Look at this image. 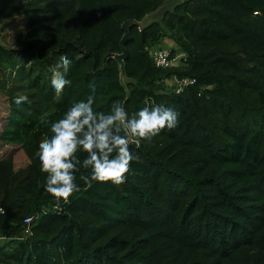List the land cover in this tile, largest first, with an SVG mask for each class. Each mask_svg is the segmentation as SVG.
I'll use <instances>...</instances> for the list:
<instances>
[{"label":"trees","instance_id":"obj_1","mask_svg":"<svg viewBox=\"0 0 264 264\" xmlns=\"http://www.w3.org/2000/svg\"><path fill=\"white\" fill-rule=\"evenodd\" d=\"M168 1L0 0V54L19 66L12 99L28 96L12 109L40 118L0 160V264H264V0H184L131 26L124 83L122 24ZM167 35L186 57L161 69L148 49ZM64 57L72 83L57 100L51 74ZM173 75L196 83L176 93L164 84ZM89 96L97 111L151 100L179 123L130 145L139 159L123 184L87 188L81 169V190L56 204L36 159L51 136L40 125Z\"/></svg>","mask_w":264,"mask_h":264},{"label":"clouds","instance_id":"obj_2","mask_svg":"<svg viewBox=\"0 0 264 264\" xmlns=\"http://www.w3.org/2000/svg\"><path fill=\"white\" fill-rule=\"evenodd\" d=\"M71 65V59L61 58L51 74L50 89L57 100L72 83L66 78ZM13 103H28V96L18 95ZM94 103L92 96L74 101L62 118L50 124L48 119L41 122V127H49L51 136L39 146L36 159L40 172L46 174L44 191L56 204H67L81 190L76 177L81 169L88 170L80 177L87 188L96 182L123 184L131 164L139 159L130 145L138 148L179 123L178 111L151 100L133 112L121 101H113L107 111L94 110ZM78 152L86 153V158L81 161Z\"/></svg>","mask_w":264,"mask_h":264},{"label":"rangeland","instance_id":"obj_3","mask_svg":"<svg viewBox=\"0 0 264 264\" xmlns=\"http://www.w3.org/2000/svg\"><path fill=\"white\" fill-rule=\"evenodd\" d=\"M173 7L174 4L170 5L169 9L172 10ZM164 11L165 9L162 10V12ZM159 44L175 48L174 50L179 49L178 46H175L170 35L165 36ZM173 44L175 45L171 46ZM18 67L17 59L10 53L0 54V160L17 154L25 139V130L31 124L40 121L39 117L31 115L29 112L26 115H17L12 109L14 106L12 95L18 84ZM20 116H24V118ZM7 241V238L0 237V245Z\"/></svg>","mask_w":264,"mask_h":264},{"label":"built area","instance_id":"obj_4","mask_svg":"<svg viewBox=\"0 0 264 264\" xmlns=\"http://www.w3.org/2000/svg\"><path fill=\"white\" fill-rule=\"evenodd\" d=\"M174 49L175 48L156 44L152 47H149L148 51L156 67L161 69H169L181 66L186 57L184 52L174 51ZM195 83V78H180L177 75H173L171 78L164 81V84H166L168 88H172L176 93L183 92L188 86L194 85ZM26 222L29 223L30 219H26ZM26 234L31 235V230L27 229ZM1 238L6 239L5 237Z\"/></svg>","mask_w":264,"mask_h":264},{"label":"water","instance_id":"obj_5","mask_svg":"<svg viewBox=\"0 0 264 264\" xmlns=\"http://www.w3.org/2000/svg\"><path fill=\"white\" fill-rule=\"evenodd\" d=\"M179 1H184V0H171V1H168L166 4H164L162 7H160L156 12L147 15L143 20L139 21L137 19H129V20H126L122 24V29L124 31V35H123V37H122V39L120 41L121 52L115 54L114 58L117 60V62L120 65L121 76H122V79H123L124 83H126V81H127L126 59L128 58L129 53H128L126 45L132 38V34H131V30H130L131 26L138 25L140 28H142L145 25H148V24H150L151 22H153L155 20L161 19L163 17V15L165 14V12L170 10L169 6L172 5V4H174V6H175L176 3H178ZM163 9H165L164 12H162Z\"/></svg>","mask_w":264,"mask_h":264},{"label":"crops","instance_id":"obj_6","mask_svg":"<svg viewBox=\"0 0 264 264\" xmlns=\"http://www.w3.org/2000/svg\"><path fill=\"white\" fill-rule=\"evenodd\" d=\"M175 44L171 45V46H174ZM176 46V45H175Z\"/></svg>","mask_w":264,"mask_h":264}]
</instances>
